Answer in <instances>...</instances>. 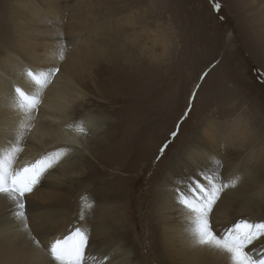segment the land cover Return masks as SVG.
<instances>
[{
  "label": "rangeland",
  "instance_id": "1",
  "mask_svg": "<svg viewBox=\"0 0 264 264\" xmlns=\"http://www.w3.org/2000/svg\"><path fill=\"white\" fill-rule=\"evenodd\" d=\"M7 1L0 0V57L12 50L15 41ZM254 1L60 0L56 3L59 19L47 18L52 36H60L58 44L52 43V49L57 50L52 61H42L52 65L50 71L59 69L48 84L59 81L58 75L68 77L75 91L61 101L62 108L68 111L65 115L96 128L90 132L91 127H84L75 139L80 143L77 150L84 151L90 162L74 170L88 173L86 179L71 183L75 190L71 199L84 189L87 193L95 191L101 201L95 202V208L97 203L104 208L101 197L107 195L108 199V194L118 189L123 195V217L133 236L142 242L148 264H155L153 247L147 246L150 237L156 236L150 228L152 204L165 189L164 178L181 172L176 164L183 161L182 155H189L186 152L202 134V125L213 123L219 127L220 123L228 125L239 118L242 124L248 122L256 129L260 139L256 146H264V9L258 10L262 18L255 17L256 8L250 7ZM62 3L65 7H59ZM71 8L81 17L84 30L70 23ZM35 12V16H44L47 11ZM31 23L35 24L34 20ZM73 96L79 99L70 103ZM39 105L35 115L42 110ZM208 137L211 139L209 134ZM250 147L243 146L235 158L229 156L230 146L214 155L208 153L212 159L221 152L222 158L216 164L210 159L208 163L201 161V168L186 176L181 174V178L201 170L208 174L226 170L247 157L251 164L254 157L261 167L264 158L252 155ZM259 171V178L264 180V167ZM181 178L169 189L180 185ZM246 185L242 183L239 190ZM239 190L230 189L231 193ZM249 206L250 213L264 218V201L260 199ZM90 207L93 205L76 208L92 218L95 212L90 213ZM230 211L239 215L240 204L234 203ZM13 218L20 219L17 215ZM219 234L223 236L224 232ZM87 236L89 242V233ZM125 252L127 258L134 257ZM87 258L91 260L88 255ZM141 262L140 258L137 263Z\"/></svg>",
  "mask_w": 264,
  "mask_h": 264
},
{
  "label": "bare ground",
  "instance_id": "2",
  "mask_svg": "<svg viewBox=\"0 0 264 264\" xmlns=\"http://www.w3.org/2000/svg\"><path fill=\"white\" fill-rule=\"evenodd\" d=\"M59 1L8 0L6 4L16 42L11 44L10 52L6 51L0 57V157L9 154L14 147L22 149L9 162L10 167L19 169L44 156H51L57 151L62 155L58 160L53 161V166L41 175L39 183L23 200V202L26 201V213L24 212L26 221L14 220L13 217L17 215L14 202L11 198L0 194V264H58L51 259V243L57 239H64L68 236L67 233L75 229L73 227H80L86 235L89 233L85 255L91 257V260L88 261V258H85V264H148L142 242L133 236L131 228L125 222L122 214L123 195L118 189L112 190L108 194V199H106L107 195L101 197L104 201V208H101L99 203L95 208V202L100 199L95 191L87 193V189H84L85 192L81 189V193L76 195L75 199H71L75 192L71 183H75L79 178L80 180L86 179L85 173H88V171L79 173L74 170L90 162L85 157L84 151L77 150L80 143L75 139L80 134L81 127H91L90 132L96 128H93L90 123H83L80 119H72L71 115H65L68 111L62 108L61 101L65 99L67 93L75 91L70 79L58 75L56 78L59 81L41 88L32 82L25 70V67H28V71L31 70L36 74L50 71L52 65L42 61H52L57 51L52 49V43L58 44L60 36L59 34L52 36V28L47 25L49 24L47 18L52 17L54 21L59 19L56 7ZM262 3L263 0H255L254 4L250 5L256 8L255 17H263L259 12L264 9ZM61 6L65 7L63 3L59 4V7ZM42 9L47 11L44 16L40 14L35 16V10ZM73 10L75 8H71L70 23L83 29L82 25L80 26L81 17L76 15V11L73 14ZM31 20H34L35 24L31 23ZM156 46L154 43V47ZM42 50L45 54L41 55ZM119 55H122L121 50ZM23 57L31 62H37L36 65L25 61ZM47 78L50 81L51 76ZM16 87L40 99L39 106L42 110L37 115H35L36 110L29 114L19 106L20 97L15 93ZM45 88H47L46 91ZM78 99L79 96H73L70 103ZM220 124L219 127H215L213 123L202 125V134H198L186 152L189 155H182L183 161L176 164L177 170L181 168V172L166 176L163 182L165 189L154 199L151 207L153 227L150 228L156 232V236L150 237L147 246L148 249H151L150 246L153 247L151 255L155 264H234L230 255L223 250L209 245L193 244L197 214L179 205L174 190L169 189V185L173 186V183L181 178V174L186 176L187 173L201 168V161L208 163L207 161L212 156L208 153H216L229 146L230 151L228 152L231 153L229 156L233 158L239 157L243 146L249 148L251 145V154L264 158V146L260 148L256 146L260 139H258L256 129L248 126V122L242 124L237 118L228 122V125ZM127 131L131 133L130 130ZM209 140L212 141L210 145H207ZM211 147L217 149L214 150ZM218 156L220 158L213 157L210 161L213 164L218 163L222 158V153H218ZM253 158L251 160L253 164L247 157L238 160L240 162L229 168L226 167V170L209 171L210 176L218 177L213 180L217 186L225 181L229 185L235 184L234 187L239 190L238 186L242 183L247 184V187L234 193L230 191L233 187H225L222 190L221 199L210 215L213 231L217 235L219 232L225 233L227 229L242 219L247 218L249 223L264 222L263 216L254 214L255 212L250 213L249 205L260 199L264 201V180L258 176L262 172L259 168L264 167V164H260V167ZM182 170L186 171L182 172ZM245 192L249 194L243 195ZM115 199L118 200L114 201ZM236 202L240 204L239 215H234L230 211ZM85 204L93 205V208H89L90 213L95 212L93 219L89 214H81L80 209L76 208L85 206ZM25 223L30 231L24 227ZM219 236L222 235L219 234ZM35 240L39 241V247L34 243ZM260 246L261 242L258 241L256 247ZM112 248L115 249L113 252ZM125 251L130 252L134 257L127 258ZM105 257H107L106 262ZM115 258H117L116 262ZM140 258L142 262L137 263Z\"/></svg>",
  "mask_w": 264,
  "mask_h": 264
},
{
  "label": "snow or ice",
  "instance_id": "3",
  "mask_svg": "<svg viewBox=\"0 0 264 264\" xmlns=\"http://www.w3.org/2000/svg\"><path fill=\"white\" fill-rule=\"evenodd\" d=\"M58 71V68H54L47 73L36 74L29 70L28 75L35 85L43 88L50 82L47 77ZM15 93L20 97L19 106L26 113L30 114L37 109L40 103L37 96L29 95L20 87L15 88ZM80 131L83 132L84 129L81 127ZM19 151L22 149L14 147L9 154L0 157V194L11 198L16 214L22 221H26L24 197L33 191L41 175L50 169L53 161L58 160L62 154L57 151L51 156H44L22 168L13 169L9 162ZM214 179L218 177L210 176L201 170L186 178H181L182 183L174 188L177 203L197 214L193 244L209 245L223 250L230 255L234 264H264V222L249 223L247 219H242L227 229L223 236H218L213 231L210 219L213 207L220 199L223 188L235 186V184L217 186L213 183ZM24 227L30 231L26 223ZM258 241L261 242L260 247H256ZM87 242L88 236L77 227L64 239H57L51 243V259L58 264H85ZM34 243L40 246L38 240Z\"/></svg>",
  "mask_w": 264,
  "mask_h": 264
}]
</instances>
